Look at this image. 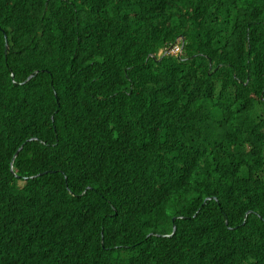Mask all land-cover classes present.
<instances>
[{"label": "trees", "instance_id": "obj_1", "mask_svg": "<svg viewBox=\"0 0 264 264\" xmlns=\"http://www.w3.org/2000/svg\"><path fill=\"white\" fill-rule=\"evenodd\" d=\"M120 263L264 264V0H0V264Z\"/></svg>", "mask_w": 264, "mask_h": 264}, {"label": "clouds", "instance_id": "obj_2", "mask_svg": "<svg viewBox=\"0 0 264 264\" xmlns=\"http://www.w3.org/2000/svg\"><path fill=\"white\" fill-rule=\"evenodd\" d=\"M181 39L182 38H178L177 39V41H176V43L175 44H172V48H166L165 50H163V49H161L160 51H159V54H167V53H172V54H177V53H180L181 52V49H182V44L183 43H181ZM169 49V50H168ZM7 52V50H6V48H5V53ZM30 76V75H29ZM174 218V217H173ZM175 223V220L173 221V224ZM176 224V223H175ZM177 227V226H176ZM104 229H105V227H104V224H101V231H100V245H101V243H102V240H103V238H104ZM176 231V230H175ZM174 234V232L172 231V233H170V234H165V235H160V236H171V235H173ZM159 235V234H158ZM105 249L102 251V252H113L114 253V255L117 257L118 256V251H119V249H118V247L117 246H111V245H106L105 247H104ZM120 253H124V251L123 250H121V251H119ZM96 256H97V254H96ZM118 258V257H117ZM95 259H96V257H95ZM94 259V260H95ZM119 259V258H118ZM120 261V260H119ZM121 264V263H120Z\"/></svg>", "mask_w": 264, "mask_h": 264}, {"label": "water", "instance_id": "obj_3", "mask_svg": "<svg viewBox=\"0 0 264 264\" xmlns=\"http://www.w3.org/2000/svg\"><path fill=\"white\" fill-rule=\"evenodd\" d=\"M180 38H182V39H181V43H183V37L180 36ZM182 46H183V44H182ZM5 48H6V50H8V48H9V44H8V41H7L6 36H5ZM169 48H172V45H170ZM168 50H169V49H168ZM31 77H33V75H30V76L28 77V79H30ZM28 79H27V80H28ZM15 155H16V154H15ZM175 219H176V217L173 218V221H174ZM175 230H176V224L174 223V224H173V232H175ZM46 259H48V258L46 257Z\"/></svg>", "mask_w": 264, "mask_h": 264}, {"label": "bare ground", "instance_id": "obj_4", "mask_svg": "<svg viewBox=\"0 0 264 264\" xmlns=\"http://www.w3.org/2000/svg\"><path fill=\"white\" fill-rule=\"evenodd\" d=\"M219 154V153H218ZM13 166V165H12Z\"/></svg>", "mask_w": 264, "mask_h": 264}]
</instances>
